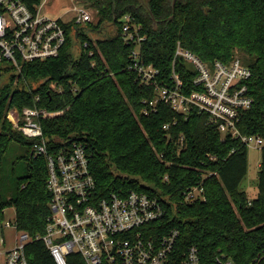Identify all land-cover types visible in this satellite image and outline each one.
Wrapping results in <instances>:
<instances>
[{
    "label": "trees",
    "instance_id": "trees-1",
    "mask_svg": "<svg viewBox=\"0 0 264 264\" xmlns=\"http://www.w3.org/2000/svg\"><path fill=\"white\" fill-rule=\"evenodd\" d=\"M22 1L30 8L41 2ZM83 1L98 19L82 26L64 23L67 41L57 57L25 63L21 71L0 64V211L15 208L18 229L32 237L45 232L51 199L47 161L32 156L34 141L7 117L11 108L38 107L45 110L40 124L48 141L86 147L100 196L134 189L161 199L166 214L154 224L157 236L178 229V248L196 246L201 264H218V257L264 264V147L258 194L250 199L241 189L248 149L231 136L223 139L207 115L193 110L185 118L163 102L156 113L141 114L155 88L128 68L135 45L124 40L122 30V18L131 14L145 36L142 59L164 80L178 43L205 62L239 55L252 71L247 85L255 99L241 111L239 128L264 138V0ZM176 69L186 83L195 73L183 59L176 60ZM13 142L24 150L18 157L25 161L24 173L7 188L2 167ZM209 172L216 174L204 179L205 200L181 203L183 191ZM27 255L30 264H53L41 241L31 243ZM68 264L85 263L72 252Z\"/></svg>",
    "mask_w": 264,
    "mask_h": 264
},
{
    "label": "built area",
    "instance_id": "built-area-1",
    "mask_svg": "<svg viewBox=\"0 0 264 264\" xmlns=\"http://www.w3.org/2000/svg\"><path fill=\"white\" fill-rule=\"evenodd\" d=\"M43 2L30 8L22 0H0V64L7 62L21 71L25 63L57 57L67 41L63 24L72 21L82 26L93 21L88 7L79 3L67 11L72 13L69 21L48 17ZM122 21L124 40L135 45L128 68L135 71L140 83L155 88V97L143 101L141 114L156 113L160 102L185 118L197 110L217 125L223 139L231 136L247 149L262 150V136L244 134L239 128L241 111L251 108L255 101L247 85L252 71L239 55L228 62H205L178 43L172 71L164 80L157 67L142 59V26L131 14ZM83 47L86 49L88 42ZM177 59H183L195 72L188 83L176 69ZM44 112L38 107L11 108L7 115L14 128L34 141L32 156L45 157L51 199L45 232L36 237L19 230L16 221L6 220L5 209L0 211V264H30L27 247L34 241L45 245L53 264H68L72 252H77L85 264H201L196 246L178 248V229L156 235L154 224L166 214L158 196L134 189L100 196L86 147L48 141L40 124ZM211 174L216 172L203 173L196 185L185 189L181 203L205 200L204 179ZM9 227L19 234L15 245L7 249L3 247V228ZM217 263L235 264L224 257H218Z\"/></svg>",
    "mask_w": 264,
    "mask_h": 264
},
{
    "label": "rangeland",
    "instance_id": "rangeland-1",
    "mask_svg": "<svg viewBox=\"0 0 264 264\" xmlns=\"http://www.w3.org/2000/svg\"><path fill=\"white\" fill-rule=\"evenodd\" d=\"M75 3L85 5L90 10L94 22L97 21L98 15L94 8L89 6L88 2L83 0H44V12L48 17L58 18L62 17L64 20L71 18L72 13L67 11ZM73 54L77 57L80 54L79 47L77 44L74 45ZM239 54V53H238ZM241 55V54H240ZM24 152L20 149L17 143L13 142L10 145L9 150L4 156V162L2 167V185L10 188L16 186L17 178L21 176L23 172V166L25 164L24 160H19L18 157ZM261 161V150L248 148L247 151V163L248 172L241 183V189L245 191L250 199L255 198L258 194V172L259 164ZM6 220L15 221V208L9 207L5 210ZM18 232L15 228H3L4 244L3 247L7 249L15 245V240L18 236Z\"/></svg>",
    "mask_w": 264,
    "mask_h": 264
},
{
    "label": "water",
    "instance_id": "water-1",
    "mask_svg": "<svg viewBox=\"0 0 264 264\" xmlns=\"http://www.w3.org/2000/svg\"><path fill=\"white\" fill-rule=\"evenodd\" d=\"M32 154V153H31Z\"/></svg>",
    "mask_w": 264,
    "mask_h": 264
}]
</instances>
